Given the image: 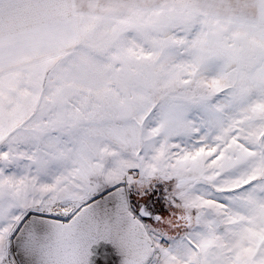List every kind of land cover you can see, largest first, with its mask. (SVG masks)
<instances>
[{"label":"snow or ice","instance_id":"1","mask_svg":"<svg viewBox=\"0 0 264 264\" xmlns=\"http://www.w3.org/2000/svg\"><path fill=\"white\" fill-rule=\"evenodd\" d=\"M0 264H264V0H0Z\"/></svg>","mask_w":264,"mask_h":264}]
</instances>
